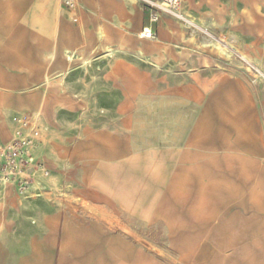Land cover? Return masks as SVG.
<instances>
[{
  "label": "rangeland",
  "instance_id": "374dc122",
  "mask_svg": "<svg viewBox=\"0 0 264 264\" xmlns=\"http://www.w3.org/2000/svg\"><path fill=\"white\" fill-rule=\"evenodd\" d=\"M31 1L0 0V24L30 23ZM126 1L144 14L131 16L108 1L103 16L116 15L121 25L128 20L126 31L134 35L146 18L159 37L142 42L139 35L113 34L104 24L102 44L113 45L111 51L93 54L82 71L55 80L37 75V63L23 57L16 68L29 72L31 78L22 82L26 88L8 90L13 94L8 99L0 96V140L10 137L1 111L7 105L16 110L11 118L25 115L40 125L42 159L50 172L40 197L35 192L12 206L0 203V233L8 236L3 241L13 234L68 231L65 252L76 264H264V186L244 179L236 191L227 190L218 182L222 175L213 157L189 143L198 125L206 136H220L222 146L246 133L260 136L259 116L229 90H167L185 83L183 76L197 70L192 61L203 56L205 72H259L264 65L241 58L248 15L233 0H180L174 14ZM213 2L220 15L209 13ZM243 2L258 12L255 0ZM165 17L182 31V46L166 47L175 51L174 61L126 55L130 67L116 62L119 48L155 52L158 38L167 33ZM11 53L19 54L14 48ZM130 68L141 75L145 90L123 88L111 74ZM258 78L264 83V76ZM208 82L213 85V79ZM55 83L59 90H53ZM42 114L48 118L45 109ZM238 167L246 173L251 164ZM56 254L50 255L51 264ZM0 259L21 258L1 254Z\"/></svg>",
  "mask_w": 264,
  "mask_h": 264
},
{
  "label": "crops",
  "instance_id": "0c3cea01",
  "mask_svg": "<svg viewBox=\"0 0 264 264\" xmlns=\"http://www.w3.org/2000/svg\"><path fill=\"white\" fill-rule=\"evenodd\" d=\"M64 1L32 0L29 5L30 23L0 24V96L8 99L13 95L8 90L26 88L22 87V82L29 80L31 76L26 69L19 70L16 68L23 63V57L37 63V69L35 70L37 75H46L55 80L66 75L73 76L78 71H82L86 64L92 60L93 54L111 51L114 48L113 45L102 44L104 24L111 27L113 34L117 31L131 37L139 35L137 38L142 42L153 41L140 38V34L144 29H150L155 37L158 33L159 37L156 25L152 28V24L148 23L146 18L137 35H134L135 32L128 33L126 31V26H129L128 20H125L121 25L117 21L116 15L112 16V20H108L103 16L108 1L116 7L122 6L131 16L137 15L139 11L144 14L140 8L129 4L126 0H71L74 3L72 9L65 7ZM192 1L197 4L196 0ZM206 1L210 3V0ZM206 1L203 0L201 4H206ZM218 1L222 2L224 0ZM233 1L242 7L250 19L249 24L244 26V38L241 39L243 40L241 45L243 55L241 58L246 62L260 64L262 67L264 65V0H255L258 4V12L251 10L243 0ZM219 11V6H216L213 2L209 13H211V16H216ZM165 27L167 33L164 34L162 39L158 38V48L155 52L148 50L147 53L140 54L138 50L130 47L119 48L115 51L116 62H120L122 66H128L125 63L126 55L145 60L150 59L151 62L156 63L162 61V59L169 62L174 61L176 59L173 56L175 51L172 52L166 47L182 46L180 44L182 31L177 24L171 21L167 22ZM13 48L19 53L18 56L11 53ZM163 50L164 52H162ZM3 56H5V59ZM205 59L207 58L203 56L199 60H193L192 62L196 64L197 70L183 76L187 80L185 83L180 86H171L167 90H229V92H234L244 100L249 110L257 113L256 117L259 116L256 127L259 128L260 136H252L246 133L240 135L241 140H238V138L235 141L229 140L227 145L222 146L220 136H206L205 129L198 125L190 135V146L196 149L202 148L213 157L215 171L222 175L218 182L225 184L227 190L236 191L235 189L241 185L244 179L256 188L264 186V83L258 78L259 75L264 76L262 70L264 66L256 74L252 71L205 72L202 68ZM212 60L214 61V58ZM130 69L127 72L122 70L116 72L117 74L115 72H111V74L123 88L145 90L147 86H144L145 83L141 82V75L132 68ZM206 73L210 76L206 77ZM209 79H213L212 86H209L211 85L208 82ZM59 86L60 84L55 83L53 90H59ZM236 102V100H232L231 104L235 105ZM44 109L48 118L42 114ZM1 111L4 119L8 122L7 128L10 132L8 140H0V144H3L11 138V114L16 110L13 107L4 105L1 107ZM41 116L43 121L48 124L51 117L46 106L42 107ZM44 149L45 144L39 151V158L41 157L42 162ZM233 162L235 166L232 165ZM243 162L251 164L250 172L244 173L238 167ZM6 191L7 193L2 196L3 205L18 204L19 200L12 188H8ZM69 233L68 231L57 233L54 230H48L36 231L27 237L13 234V236H9L11 241L8 243L3 241L8 236H1L0 233V255H17L21 258L20 262L17 263L2 262L0 259V264H51L50 255L56 251L57 261L55 264H76L65 252L64 239L67 238ZM17 239L21 241L18 242Z\"/></svg>",
  "mask_w": 264,
  "mask_h": 264
},
{
  "label": "built area",
  "instance_id": "2783aa9c",
  "mask_svg": "<svg viewBox=\"0 0 264 264\" xmlns=\"http://www.w3.org/2000/svg\"><path fill=\"white\" fill-rule=\"evenodd\" d=\"M138 1L151 9L156 7L172 14L180 7V0H162L160 5L152 0ZM64 5L69 9L74 7L71 0H65ZM140 38L154 40L155 34L144 29ZM11 124L10 141L0 144V203L8 188H12L15 196L22 200H29L35 192V197H40V184L50 177L49 170L39 158V151L45 144L40 125L25 115L12 117Z\"/></svg>",
  "mask_w": 264,
  "mask_h": 264
},
{
  "label": "bare ground",
  "instance_id": "6f19581e",
  "mask_svg": "<svg viewBox=\"0 0 264 264\" xmlns=\"http://www.w3.org/2000/svg\"><path fill=\"white\" fill-rule=\"evenodd\" d=\"M11 136H12V130H11ZM10 139H11V138H10ZM9 141H10V140H9ZM9 141H8V142H9ZM6 143H7V142H6ZM6 193H7V191L4 192V194H6ZM4 194H3V195H4ZM3 195H2V196H3Z\"/></svg>",
  "mask_w": 264,
  "mask_h": 264
}]
</instances>
